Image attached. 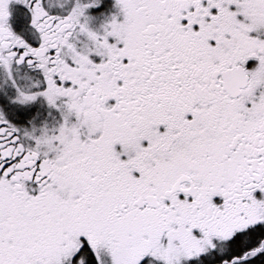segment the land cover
I'll use <instances>...</instances> for the list:
<instances>
[{
  "label": "snow or ice",
  "instance_id": "1",
  "mask_svg": "<svg viewBox=\"0 0 264 264\" xmlns=\"http://www.w3.org/2000/svg\"><path fill=\"white\" fill-rule=\"evenodd\" d=\"M0 264H264V0H0Z\"/></svg>",
  "mask_w": 264,
  "mask_h": 264
}]
</instances>
